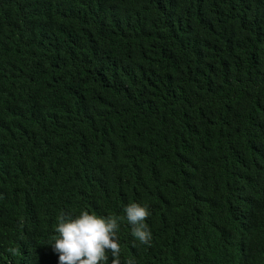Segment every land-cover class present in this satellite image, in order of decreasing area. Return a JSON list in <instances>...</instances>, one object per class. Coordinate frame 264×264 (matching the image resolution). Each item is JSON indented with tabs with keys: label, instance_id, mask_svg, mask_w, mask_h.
I'll use <instances>...</instances> for the list:
<instances>
[{
	"label": "trees",
	"instance_id": "16d2710c",
	"mask_svg": "<svg viewBox=\"0 0 264 264\" xmlns=\"http://www.w3.org/2000/svg\"><path fill=\"white\" fill-rule=\"evenodd\" d=\"M133 202L121 264H264V0H0V264Z\"/></svg>",
	"mask_w": 264,
	"mask_h": 264
},
{
	"label": "clouds",
	"instance_id": "9594fccd",
	"mask_svg": "<svg viewBox=\"0 0 264 264\" xmlns=\"http://www.w3.org/2000/svg\"><path fill=\"white\" fill-rule=\"evenodd\" d=\"M124 215L99 216L81 210L78 215L61 213L56 217L50 246L58 254L59 264H121V246L117 237L120 222L130 225V235L142 245L151 244L152 235L146 219L150 212L147 206L129 203ZM124 264H135L129 258Z\"/></svg>",
	"mask_w": 264,
	"mask_h": 264
}]
</instances>
